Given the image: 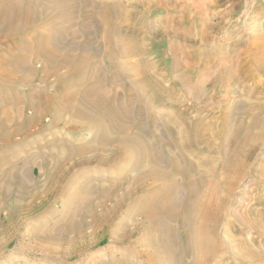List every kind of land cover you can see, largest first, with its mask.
Segmentation results:
<instances>
[{"label": "rangeland", "instance_id": "1", "mask_svg": "<svg viewBox=\"0 0 264 264\" xmlns=\"http://www.w3.org/2000/svg\"><path fill=\"white\" fill-rule=\"evenodd\" d=\"M3 1L0 0V4L9 2L8 5L20 12H15L17 17L10 19L12 11L6 23L0 17V264H145L139 257L141 253L149 252L142 240L139 226L143 222L141 217L136 215L130 223H124L125 209L130 211L139 205L135 201L137 196L129 201L128 206L122 204L117 207L109 219L95 222L93 216H104L112 209L114 200L124 193L127 183L123 182L107 198L94 189L100 187L99 182L105 178L123 177L128 161L136 162L144 158L145 162H154L158 155L155 162H171L174 157L178 162L201 163L203 170L210 171L214 168L213 163L225 162L241 147L245 134L257 132L248 128V124L255 114L250 106L258 100L264 101V70H258L252 62L255 56L253 41L257 34L264 33V0H62L70 3H67L68 6L63 3L65 8L60 0ZM101 6L105 7V12ZM31 7L35 9V15L26 27L24 14ZM53 12L58 15L54 16ZM69 14H73V17H69ZM49 16L53 18L49 19ZM17 25H20L19 28ZM8 30L21 32L4 35ZM103 32H106L105 36ZM21 37L27 39L22 40ZM35 37L40 39L37 41ZM42 38L44 41L41 45ZM18 43L28 44L32 49L23 50L28 47ZM36 43H40L39 48L48 45L53 52L41 47V53H37L39 48ZM126 45H130L129 48ZM43 49L47 51V56ZM70 55L78 60L85 57L89 61L84 59L85 70L84 67L81 70L78 68L76 74L61 83V77L70 71L67 63H64ZM88 65L92 67L88 68ZM246 65H253V70ZM73 79L76 80L71 81ZM95 87L110 95L107 96L110 99L106 106L115 109H112L115 115L104 116L105 126L101 127L88 125L82 118L84 113L91 118H101L91 105L85 103L86 99L81 94ZM71 89L77 91H69ZM63 92L73 93L77 99L72 100L73 110L68 107L67 111L58 115L64 106L60 102L66 96ZM259 93L261 98L256 100ZM21 96L25 99L22 100ZM47 100L52 102L53 109L42 112L41 118L28 131L31 135L25 139L16 136L12 138L14 142L11 140V143L3 144L2 126L7 124L11 128L15 122L22 123L35 117ZM119 110L122 119L117 115ZM142 111L145 113L142 114ZM55 112L58 120L55 119ZM77 114L82 115V121H79ZM224 114L229 116V122L227 127L222 128L220 120ZM197 119L200 124L209 127L203 134L212 143H195L196 133L192 129L200 127ZM156 122H160V126ZM165 125L169 130L167 134ZM176 131L184 133L180 135L183 139L177 136ZM103 135L108 138L105 146H101L100 138ZM166 139L180 140L181 143L175 147ZM261 143L263 145L260 144L245 162H255L256 167L264 164V137ZM178 152L181 153L178 155ZM181 155L184 157L179 159ZM102 157L106 161L102 162ZM135 172L133 170L127 175L134 179L137 175ZM254 177L260 176L256 173ZM252 178L248 174L244 179L241 190L237 191L240 199L236 196L238 201L234 202L237 205L232 206L233 210H245L249 196L259 193L256 190L251 192ZM102 184L108 185L105 181ZM245 194L248 197L244 199ZM67 223L71 226L67 227ZM172 225L179 243L180 228L176 222ZM234 225L231 230L234 239H244L250 247L253 246L250 241L254 240L256 244L253 247L261 250L259 236H250L249 230L237 222ZM125 226L128 230H125ZM231 245L234 246V243ZM184 263H188L187 259ZM224 263L235 264L230 257Z\"/></svg>", "mask_w": 264, "mask_h": 264}, {"label": "bare ground", "instance_id": "2", "mask_svg": "<svg viewBox=\"0 0 264 264\" xmlns=\"http://www.w3.org/2000/svg\"><path fill=\"white\" fill-rule=\"evenodd\" d=\"M3 1V0H2ZM15 1V0H13ZM12 1V3H13ZM54 1V0H53ZM62 2V0H60ZM70 1V0H69ZM76 1V0H75ZM83 1V0H82ZM4 2V1H3ZM56 2V1H55ZM65 1L62 2V4ZM74 2V1H71ZM80 2V1H79ZM17 3V1L15 2ZM43 3V2H42ZM53 3V2H52ZM68 2L64 3L67 4ZM128 3V2H127ZM9 4V2H8ZM8 4H0V17L3 18L4 22H9V17L10 14L13 12V16L10 17V19L12 17H17L15 11L12 6L8 5ZM23 5V2L21 3ZM31 4V3H30ZM41 4V2H40ZM48 4V3H47ZM59 4V3H58ZM63 4V6H64ZM70 4V3H68ZM67 4V6H68ZM73 4V3H72ZM99 4V3H98ZM25 5V3H24ZM27 5V4H26ZM34 5V4H33ZM54 5V4H53ZM57 5V3L55 4ZM61 5V4H60ZM58 5V6H60ZM74 5V4H73ZM28 6V5H27ZM31 6V5H30ZM62 6V5H61ZM60 6V7H61ZM62 6V7H63ZM95 6V5H94ZM19 7V6H18ZM33 7V6H32ZM31 7V8H32ZM52 7V6H51ZM66 7V5L64 6V8ZM70 7V6H69ZM68 7V8H69ZM76 7V6H75ZM102 7V6H101ZM123 7V6H122ZM29 9L28 11H26V13L24 14L25 16V25L26 27H28L30 24V20L33 17V15H35L33 9ZM38 8V7H37ZM44 7H42L43 9ZM48 8V6H47ZM59 8V7H58ZM104 8V12H105V7H102V9ZM54 9V8H53ZM22 10V9H21ZM35 10V9H34ZM59 10H61L59 8ZM73 10V8H72ZM91 10V9H90ZM101 10V9H100ZM118 10V9H117ZM44 11V9L42 10ZM51 11V9H50ZM102 11V10H101ZM20 12V11H19ZM18 12V14H19ZM113 12V11H112ZM111 12V13H112ZM122 12V11H121ZM47 13V12H46ZM51 15V12H49ZM54 13V12H53ZM60 13H62L60 11ZM66 13V11L64 12V14ZM108 13V12H107ZM57 14V12H56ZM56 14L54 13V16H56ZM63 14V15H64ZM68 14V12H67ZM71 14V13H70ZM69 14V15H70ZM58 15V14H57ZM62 15V14H60ZM59 15V16H60ZM66 15V14H65ZM73 15V14H72ZM72 15H70L69 17H73ZM128 15V14H127ZM19 16V15H18ZM38 16V15H37ZM48 16V14L46 15ZM67 16V15H66ZM85 16V15H84ZM97 16V15H96ZM106 16V15H104ZM20 17V16H19ZM68 17V18H69ZM94 17V16H93ZM41 18V17H40ZM45 18V17H44ZM53 18V17H52ZM49 16V19H52ZM58 19V16L56 17ZM61 18V17H59ZM20 19V18H19ZM38 19V18H37ZM102 19V18H101ZM41 20V19H40ZM56 20V19H55ZM59 20V19H58ZM62 20V19H61ZM60 20V21H61ZM100 20V19H99ZM136 20V19H135ZM16 21V20H15ZM65 21V17L64 20ZM70 23H71V18H70ZM96 21V20H95ZM102 21V20H101ZM130 21V20H129ZM128 21V22H129ZM38 22V20H37ZM36 22V23H37ZM56 22V21H55ZM99 22V21H98ZM104 22V20L102 21ZM20 23V22H19ZM35 23V24H36ZM66 23V22H65ZM106 23V22H105ZM124 23V22H123ZM127 23V22H126ZM10 24V23H9ZM12 24V23H11ZM29 24V25H28ZM91 24V23H90ZM120 24V23H117ZM15 25V24H14ZM70 25V24H69ZM98 25V24H97ZM103 25V24H102ZM105 25V24H104ZM11 26V25H10ZM20 25H17V27ZM68 26V25H67ZM66 26V27H67ZM35 27V26H34ZM64 27V26H63ZM62 27V29H63ZM116 27V26H115ZM11 28V27H10ZM8 28V29H10ZM19 28V27H18ZM18 28L15 27V29L18 30ZM30 28V27H29ZM32 28V27H31ZM98 28V27H97ZM106 28V27H105ZM119 27H117L118 29ZM21 29V28H20ZM24 29V28H23ZM27 29V28H26ZM103 29V28H102ZM1 31V30H0ZM15 31V30H14ZM39 32V30H37ZM41 31V30H40ZM60 31V30H59ZM63 31V30H62ZM84 31V30H83ZM106 31V30H105ZM119 31V30H118ZM21 32V31H16V33ZM26 32V31H25ZM30 32V31H28ZM35 32V31H34ZM85 32V31H84ZM108 32V31H107ZM117 32V30H116ZM15 33V32H14ZM13 31L8 30L4 35L7 34H13ZM15 33V34H16ZM70 33V32H69ZM104 33V32H103ZM106 33V32H105ZM105 33L103 34L105 36ZM28 34V33H27ZM71 34V33H70ZM31 35V34H30ZM9 36V35H8ZM42 36V35H41ZM32 37V36H31ZM30 37V38H31ZM45 37V36H42ZM107 37V36H106ZM249 37V36H248ZM22 38V37H21ZM24 38V37H23ZM22 38V40H23ZM28 38V36H27ZM26 38V39H27ZM36 38V37H35ZM108 38V37H107ZM106 38V39H107ZM25 39V38H24ZM25 39V40H26ZM33 39V38H32ZM38 38H36L35 40H37ZM40 39V38H39ZM38 39V40H39ZM55 39V38H54ZM105 39V40H106ZM20 40V39H19ZM24 40V41H25ZM37 40V41H38ZM49 40V38H48ZM52 40V39H51ZM104 40V41H105ZM29 41V40H28ZM44 41L43 38L41 40V42ZM46 41V40H45ZM21 42V40H20ZM28 44H32L29 43L27 41H25ZM24 42V43H25ZM40 42V43H41ZM47 42V41H46ZM51 42V41H48ZM86 42V41H85ZM106 42V41H105ZM122 42V41H120ZM254 45H253V49L255 51V56L253 59V63L254 66H256L258 68V70H264V33L263 35L257 34L255 37V40L253 41ZM19 44L21 45H25V44ZM39 43V44H40ZM73 43H75V41H73ZM71 43V44H73ZM28 44H26L25 46H27ZM39 44L36 43L37 48H39ZM43 44V42L41 43V45ZM50 44V43H49ZM92 44V43H91ZM18 45V46H19ZM40 45V46H41ZM125 45V44H123ZM19 46V47H20ZM30 46V45H29ZM29 46H27L28 48L23 50H30L32 48H30ZM33 47V45H31ZM34 45V47H36ZM121 46V45H120ZM127 46V45H126ZM130 46V45H128ZM127 46V47H128ZM48 48L47 46H41ZM40 47V48H41ZM74 47V46H71ZM126 47V48H127ZM16 48V47H14ZM22 48V47H21ZM40 48L38 50H35L41 53ZM41 48V49H42ZM86 48V47H85ZM84 48V49H85ZM123 48V46H122ZM129 48V47H128ZM131 48V47H130ZM252 48V47H251ZM69 49V48H68ZM67 49V50H68ZM21 50V52L23 51ZM44 50V54L47 52H45ZM48 51L49 48L47 49ZM70 50V49H69ZM73 51V50H71ZM53 52V51H50ZM130 52H132L130 50ZM252 52V53H253ZM31 53V52H30ZM35 53V52H34ZM39 53V54H40ZM49 53V52H48ZM71 53V52H70ZM52 54V53H50ZM54 54V53H53ZM53 57L57 58L55 55H53ZM84 54V53H83ZM81 54V55H83ZM86 54V53H85ZM131 54V53H130ZM134 54V51H133ZM46 55V54H45ZM57 55V54H56ZM67 55V54H66ZM76 56V54H74ZM73 55V56H74ZM89 55V54H88ZM88 55H85L86 57ZM112 55V54H111ZM47 56V55H46ZM45 56V58H47ZM58 56V55H57ZM71 56V55H70ZM68 57L66 59V61H64V63L66 64V66L70 68V71L67 72L63 77H61V83L65 81V79L71 78L73 76V74L77 73L75 72L76 70H79L80 68L84 67L83 70H85V63L87 58L84 57V60L82 57L81 59H77L76 57ZM122 56V55H121ZM125 56V55H124ZM253 56V55H252ZM15 57V56H13ZM21 57V56H20ZM60 57V56H59ZM17 58V57H16ZM15 58V59H16ZM19 58V57H18ZM25 58V56H24ZM23 58V60H24ZM15 59L13 61H15ZM20 59V58H19ZM22 59V57H21ZM52 59V58H51ZM54 59V58H53ZM18 60V59H17ZM17 60L15 63H17ZM46 60V59H45ZM50 60V58H49ZM49 60H47L46 62H48ZM119 60V59H118ZM22 61V60H21ZM26 61V60H25ZM54 61V60H53ZM58 61V60H57ZM81 61V62H80ZM113 61V60H111ZM110 61V62H111ZM120 61V60H119ZM250 61V60H249ZM10 62V61H9ZM51 62V61H50ZM56 61H54L55 63ZM85 62V63H84ZM122 62H124L122 60ZM61 63H63L61 61ZM63 63V64H64ZM125 63V62H124ZM88 64V63H87ZM114 64V62H113ZM21 65V64H20ZM50 65V64H49ZM119 65H121V62L119 63ZM131 65V64H130ZM249 65V63H248ZM52 66V65H51ZM48 67V68H51ZM56 66V65H55ZM92 67V65H90ZM90 66L88 65L87 67L90 68ZM106 66V65H105ZM114 66V65H113ZM247 66V65H246ZM253 66V65H251ZM251 66H247L250 67ZM63 67V66H62ZM65 67V66H64ZM104 67V66H103ZM124 67V66H123ZM15 68V67H14ZM17 68V66H16ZM15 68V69H16ZM54 68V67H53ZM79 68V69H78ZM14 69V70H15ZM60 69V68H59ZM64 69V68H63ZM68 69V68H67ZM10 70V69H9ZM62 70V69H61ZM69 70V69H68ZM81 70V69H80ZM110 70V69H109ZM253 70V69H252ZM257 70V72H258ZM115 71V70H114ZM255 71V69H254ZM31 72V70H30ZM60 72V71H59ZM84 72V71H83ZM89 72V71H88ZM111 72V71H110ZM116 72V71H115ZM26 73H29L28 71ZM48 72H46L47 74ZM62 73V72H61ZM111 73H114L113 71ZM251 73V72H250ZM51 74V72H50ZM55 74V73H54ZM60 74V73H59ZM82 74V73H81ZM87 74V71L86 73ZM89 74V73H88ZM87 74V75H88ZM104 74V73H103ZM134 74V73H133ZM137 74V73H136ZM11 75V73H10ZM86 75V76H87ZM118 75V74H117ZM135 75V74H134ZM138 75V74H137ZM136 75V76H137ZM140 75V74H139ZM4 76V75H2ZM14 76V75H13ZM62 76V74L60 75ZM85 76V75H83ZM85 76V77H86ZM98 76V75H97ZM232 76V75H231ZM80 77V76H79ZM11 79V77H9ZM16 78V77H15ZM58 78V77H57ZM99 78V77H98ZM104 78L105 75H104ZM116 78V77H115ZM28 79V77H27ZM78 79V78H77ZM90 79V77H89ZM67 80V81H68ZM76 80V79H75ZM74 79L71 81H75ZM80 80V79H79ZM87 80V79H86ZM95 80V79H94ZM102 80V79H101ZM231 80V79H230ZM13 81V80H12ZM24 81V80H23ZM28 81V80H27ZM90 81V80H89ZM105 81V80H104ZM8 82V81H7ZM69 82V81H68ZM78 82V81H76ZM84 82V81H82ZM95 82V81H94ZM98 81H96L95 83H97ZM1 83V82H0ZM14 83V82H13ZM12 83V84H13ZM67 83V82H66ZM71 83V82H69ZM75 83V82H73ZM106 83V82H104ZM26 84V83H25ZM72 84V83H71ZM82 83L80 82V86ZM91 84V81H90ZM94 84V83H93ZM107 85V84H106ZM65 86V85H64ZM73 86V85H72ZM257 86V85H256ZM7 87V86H6ZM61 87V84H60ZM68 87V85H67ZM66 87V88H67ZM71 87V86H70ZM85 87V86H84ZM89 87V86H87ZM86 87V88H87ZM98 87V86H97ZM113 87V86H112ZM5 88V87H4ZM63 88V87H62ZM72 88V87H71ZM76 88V87H75ZM99 88V87H98ZM82 90V88H80ZM78 89V90H80ZM100 89V88H99ZM96 87L92 88V90H87V91H82L81 94L82 96L85 97V103H87V105H91V107H93L101 116V118L99 119H95V118H91V116H87L85 113L83 114L84 116H82V118L85 120V122L89 124H93V125H98V126H105L104 124V116H107L108 114H114L112 113V109L109 108V106L107 104V102L109 101L108 97H110V95H106L102 90H99ZM256 89V88H255ZM8 90V89H7ZM35 91V90H34ZM67 91V90H65ZM69 91H77V89L75 90H69ZM68 91V92H69ZM114 92V91H113ZM258 92V90H257ZM40 93V92H39ZM65 94V92H63ZM72 93V92H71ZM110 94V92H108ZM252 93V92H251ZM77 94V93H76ZM80 94V95H81ZM263 94V93H262ZM18 95V94H16ZM66 95V96H65ZM65 99L62 100L60 102L63 103L64 106H62V109L59 107V109H61L58 113V115H61L63 113V111H67L68 107H73V97L75 96V94H65ZM10 96V95H9ZM38 96V95H37ZM113 96V95H112ZM111 96V97H112ZM140 96V95H139ZM261 94L259 93V95H257V99H260ZM8 97V96H7ZM17 97V96H16ZM45 97V96H44ZM54 97V96H53ZM51 97V98H53ZM62 97V96H60ZM91 97V98H90ZM116 97V96H115ZM14 98V97H13ZM21 99L23 98L22 96L20 97ZM30 98V97H29ZM39 98V97H38ZM20 99V100H21ZM25 99V98H23ZM22 99V100H23ZM28 99V98H27ZM77 99V98H76ZM75 99V100H76ZM133 99V98H132ZM139 101V98H137ZM264 99V98H263ZM32 100V99H31ZM30 100V101H31ZM74 100V101H75ZM143 100V98H142ZM40 101V100H39ZM77 101V100H76ZM80 101V100H79ZM83 101V100H82ZM81 101V102H82ZM131 101V100H130ZM135 101H137L135 99ZM137 101V102H138ZM144 101V100H143ZM262 100H258L256 101L252 106H250V109L255 113L253 118L251 119V122L248 124V128H251L252 130L255 129L257 130V132L253 133H247L244 135L243 138V142L242 145H240L241 147L237 150L236 152H234L232 155H230L227 160L225 162H216L215 165L213 163L214 168L212 167V169L205 171L206 169L203 170V167L196 163V162H178L176 160V158L173 157L171 162H158V160H156L157 162H155V159H157V156L154 159V162H145L144 158L141 160H136V162H127L128 165L125 166V164H123L125 166V174L124 176H118V177H110V178H105L103 179L101 182V185L98 184V186L100 187H95L94 190H97L99 192V194L101 196H103L104 198H107V196L109 194H113L114 192H116V190L118 189V187H120V185L125 182L127 183V188L124 191V193L119 196V198H116L114 200V206L112 207V209L108 210L105 215H100V216H93V221L97 222L99 220H103L106 218H110L113 216L114 214V210L121 206L122 204L127 205L130 203L129 201L133 198L134 200V196H137V198L135 197V201L136 203H138L139 205H137L136 208H134L133 210H128L125 209L124 212V223L128 222L130 223L131 219L138 215L141 217L142 219V224H139L140 226V230L142 232V240H143V244L145 245V247L148 249V253H141L139 255L140 259L144 261L145 264H186L184 263V261L187 259L188 263L187 264H227L224 263L225 259L227 257H230L235 264H264V177H263V172H264V164L256 167L255 162H253L252 164L245 162V160L249 157H252L253 154L255 153V151L260 147V144L263 145L262 140L264 137V101L261 102ZM21 102V101H19ZM113 102L115 103V101L113 100ZM249 102V101H248ZM18 103V101H17ZM24 103V102H23ZM29 103V102H28ZM27 103V104H28ZM112 103V102H111ZM127 103V102H126ZM132 103V102H131ZM14 104H16L14 102ZM67 104V105H66ZM76 104V103H75ZM74 104V105H75ZM83 104V103H82ZM81 104V105H82ZM36 106V104H34ZM52 102L50 100H47L44 104V107L42 108V110L37 111L36 112V116L35 117H31L28 119H25L22 123H14L13 127H9L7 124H2L3 126V135H2V141L3 144H8L11 143L13 140V137L16 136H23V138L30 136L31 134H28V131L30 128H32L33 126H35V124L37 123L38 118L40 117L41 114H43V111L46 110H50L49 108H51L52 106ZM62 105V104H60ZM78 105V104H77ZM76 105V106H77ZM80 105V104H79ZM118 105V103H117ZM111 106V105H110ZM115 106V105H114ZM112 106V107H114ZM148 106V105H147ZM19 107V106H18ZM30 107H32V104L30 105ZM39 107V106H38ZM120 107V105H119ZM124 107V106H123ZM153 107V106H152ZM249 107V106H248ZM11 108V107H10ZM69 108V110H70ZM84 108V107H83ZM128 108V107H127ZM53 109V108H51ZM73 110V108H71ZM141 109V108H139ZM249 109V111H250ZM19 110V109H18ZM33 110V109H32ZM37 110V109H36ZM71 110V111H72ZM115 109H113L114 111ZM150 110V108H149ZM22 111V110H21ZM55 111V110H54ZM95 111V112H96ZM117 111V109H116ZM143 111H145V109H143ZM142 111V114H144L145 112ZM148 111V109H147ZM153 111V110H152ZM4 112V111H3ZM50 112V111H48ZM70 112V111H69ZM94 112V111H93ZM122 112V110H121ZM141 112V110H140ZM57 112H55L56 114ZM92 113V112H91ZM118 113V112H117ZM126 113V112H125ZM148 113V112H147ZM5 114V113H4ZM3 114V115H4ZM52 114V113H51ZM54 114V115H55ZM66 114V113H65ZM79 114V112H78ZM77 114L78 118L80 117ZM81 114V113H80ZM120 110H119V114H117L118 116L120 115ZM123 114V113H122ZM128 114V113H127ZM64 115V114H63ZM75 115V114H74ZM97 115V114H96ZM115 115V114H114ZM116 115V116H117ZM149 115V114H148ZM5 116V115H4ZM33 116V115H32ZM115 116V117H116ZM118 116L116 118H118ZM125 116V115H124ZM145 116V115H144ZM11 117V116H10ZM65 117V116H64ZM76 117V115H75ZM121 118V116H119ZM229 117L228 115L224 116L222 115L221 120H220V124L222 125V128H224L227 125V122H229ZM8 118V117H7ZM21 120H23V116H21ZM41 118V117H40ZM110 118V117H109ZM113 118V117H112ZM127 118V117H126ZM149 118V117H148ZM146 118V120L148 119ZM151 118V117H150ZM9 119V118H8ZM8 119H6L7 121H9ZM55 119L58 120V116L56 114ZM114 119V118H113ZM122 119V118H121ZM130 119V118H129ZM156 119V118H155ZM199 119V118H198ZM197 119V120H198ZM17 120V119H16ZM78 120V119H77ZM83 120V121H84ZM108 120V119H107ZM116 120V119H115ZM119 120V119H118ZM125 120V119H123ZM128 120V118H127ZM126 120V121H127ZM197 120H195L194 122H196ZM19 121V119H18ZM60 121V119H59ZM64 120H62L63 122ZM68 121V120H67ZM79 121H82L81 117L79 118ZM122 121V120H121ZM141 121V120H140ZM216 121V120H215ZM56 122V121H55ZM116 124H118V121H115ZM124 122V121H122ZM202 122V121H201ZM8 123V122H7ZM13 123V121H12ZM11 123V124H12ZM57 123V122H56ZM80 123V122H79ZM140 123V122H139ZM158 123V125L160 126V122H156ZM162 123V122H161ZM200 124V121L198 120V122ZM1 124V123H0ZM10 125V123H8ZM69 124V123H68ZM111 124V123H110ZM121 124V123H120ZM128 124V121H127ZM165 124V123H164ZM192 124V121H191ZM198 124V126H199ZM211 124V123H210ZM84 125V124H82ZM92 125V126H93ZM108 125V124H107ZM119 125V124H118ZM132 125V124H131ZM179 125V124H177ZM206 124H200V127H198L197 125V130L192 129L193 131H195L196 133V142L195 143H202V142H207L206 145H208L211 142V139L206 137L203 132L207 131L209 129V127L203 126ZM79 126V125H78ZM77 126V127H78ZM110 126V125H109ZM120 126V125H119ZM122 126V124H121ZM124 126V124H123ZM122 126V127H123ZM157 126V125H156ZM163 126V125H162ZM10 129H7V128ZM71 127V126H70ZM73 127V126H72ZM127 127V126H126ZM155 127V126H154ZM165 127V132L166 134L168 133L169 130H167L166 125ZM227 127V126H226ZM241 127V126H240ZM247 127V126H246ZM76 128V127H75ZM117 128V127H115ZM105 129V127H104ZM120 129V127H119ZM126 129V128H125ZM128 129V128H127ZM176 129V128H173ZM172 129V130H173ZM202 129H205L203 131H201ZM226 129V128H225ZM106 130V129H105ZM116 130V129H115ZM118 130V128H117ZM157 130V129H156ZM239 130V129H238ZM180 131V129H179ZM224 131V130H223ZM114 132V131H113ZM120 132V130H119ZM139 132V131H138ZM164 132V133H165ZM177 132V131H176ZM175 132V133H176ZM238 132V131H237ZM248 132V131H247ZM96 133V132H95ZM143 133V132H142ZM141 133V136H143V134ZM157 133V132H156ZM173 133V132H172ZM178 133V137H180L179 132ZM94 134V133H93ZM103 134V133H102ZM140 134V132H139ZM138 134V135H139ZM147 134V133H146ZM159 134V133H158ZM100 135V134H99ZM137 135V134H136ZM156 135V134H155ZM160 135V134H159ZM95 136V135H93ZM122 136V135H121ZM174 136V135H173ZM205 136V137H204ZM237 136V135H236ZM67 137V136H66ZM147 136H145L146 138ZM155 137V136H154ZM166 137V136H165ZM24 138V139H25ZM96 138V137H95ZM107 137H105L104 135L100 138L101 139V146H105L108 141L106 139ZM144 138V137H143ZM169 138V137H167ZM182 138V137H180ZM149 139V137H148ZM147 139V140H148ZM171 139V137H170ZM166 141L169 143H171L172 145H175V147L181 143V141H176V140H170ZM183 139V138H182ZM181 139V140H182ZM12 140V141H11ZM147 140H143L144 142H146ZM213 140V139H212ZM65 141V140H63ZM110 141V140H109ZM132 141V140H131ZM162 141V140H161ZM184 140H182L183 142ZM189 141V140H188ZM193 141V140H192ZM14 142V141H13ZM56 142V141H55ZM151 142V141H150ZM166 142V143H167ZM190 142V141H189ZM148 143V142H147ZM155 143V142H153ZM160 143V142H159ZM184 143V142H183ZM212 143V142H211ZM130 144V143H129ZM142 144V143H141ZM150 144V143H148ZM163 144V143H162ZM165 144V143H164ZM185 144V143H184ZM190 144V143H189ZM192 144V143H191ZM51 145V143H50ZM62 145V144H61ZM131 145V144H130ZM129 145V146H130ZM145 145V143L143 144ZM151 145V144H150ZM171 145V146H172ZM121 146V145H120ZM126 146V145H125ZM128 146V147H129ZM147 146V145H146ZM179 146V145H178ZM191 146V145H190ZM173 147V146H172ZM210 147V146H209ZM102 148V147H101ZM155 149H157V147H153ZM153 148H151V150H153ZM178 148V147H177ZM185 148V147H184ZM87 149V148H86ZM104 149V148H103ZM120 149V148H119ZM150 149V148H149ZM261 149V148H260ZM118 150V149H117ZM129 150V149H128ZM84 151V150H83ZM104 151V150H103ZM111 152V151H110ZM105 153V151H104ZM152 154V152H150ZM154 153V151H153ZM181 152H178V155ZM107 154V153H106ZM158 154V153H156ZM112 155V154H111ZM62 156V155H60ZM264 156V155H263ZM110 157V156H109ZM143 157V156H142ZM179 157V156H178ZM184 157V156H183ZM182 155L181 157H179V159L183 158ZM65 158V157H64ZM237 158L239 159L237 161ZM59 159V158H58ZM108 159V158H107ZM161 159V158H160ZM121 160V159H120ZM128 160V159H127ZM185 160V159H184ZM102 162L106 161V159H104L102 157ZM108 161V160H107ZM72 162V161H71ZM125 163V162H123ZM208 164L211 162H202V164ZM259 163V162H258ZM257 163V164H258ZM114 164V163H113ZM255 164V165H254ZM260 164V163H259ZM14 165V164H13ZM209 165V164H208ZM212 166V164H210ZM57 166V165H56ZM63 166V165H62ZM65 166V165H64ZM206 165H204L205 167ZM258 166V165H257ZM59 167V166H58ZM10 168V167H9ZM16 168V167H15ZM124 168V167H123ZM206 168V167H205ZM6 169V168H5ZM12 169V168H11ZM57 169V168H56ZM64 169V168H63ZM7 170V169H6ZM137 172V175L134 179L130 178L127 174L128 172L131 173L132 171ZM24 171V170H23ZM121 171V170H120ZM131 171V172H130ZM22 172V171H21ZM135 172V174H136ZM259 174V178H255L257 176L254 177V174ZM59 174V173H58ZM250 174L253 178V186L251 185V192H253L254 190L259 191V193H255V195H252L251 197L249 196L248 199L249 202H246V206H245V210H241L238 211L233 210L232 206L235 204L234 202L238 201V199L236 200V196L239 197V195H237V191H240L241 186L243 184L244 179L247 177V175ZM96 175V174H95ZM131 175V174H130ZM116 176V175H115ZM249 178V177H248ZM35 179V178H34ZM89 179V178H88ZM107 182L108 185H103L102 182ZM12 182V181H11ZM251 182V181H250ZM51 185V184H50ZM59 185V184H56ZM245 186V185H244ZM22 189V188H21ZM47 189V188H46ZM24 190V189H23ZM22 190V191H23ZM80 190V189H79ZM74 191V190H73ZM85 191V190H84ZM93 191V190H92ZM87 192V191H86ZM85 192V193H86ZM75 194V192H73ZM83 193V195L85 194ZM241 193V192H240ZM263 193V194H262ZM140 194V195H139ZM139 195V196H138ZM241 195V194H240ZM98 196V195H97ZM116 196V195H115ZM245 196H247V194L244 195V199ZM82 197V196H81ZM243 197V196H242ZM248 197V196H247ZM240 199V197H239ZM243 199V198H242ZM83 200V199H82ZM87 200V199H85ZM247 200V199H246ZM107 201V200H106ZM245 201V200H244ZM101 202V201H100ZM104 202V201H103ZM88 203V202H87ZM240 203H242L240 201ZM13 204V203H12ZM83 204V203H82ZM105 204V203H104ZM243 204V203H242ZM80 205V204H79ZM237 205V204H235ZM93 206V205H91ZM111 207V206H110ZM90 208V206H89ZM88 208V209H89ZM129 208V207H128ZM238 208V207H237ZM79 211V210H78ZM83 211V210H82ZM87 211V210H85ZM91 211V210H89ZM106 211V210H105ZM240 212V213H239ZM62 213V212H61ZM67 214V213H66ZM69 214V211H68ZM120 214V213H119ZM99 215V213L97 214ZM250 216L249 218L247 216ZM86 216V215H85ZM69 217V216H68ZM69 220V219H68ZM111 220V219H110ZM109 220V221H110ZM233 222H231V221ZM240 222H239V221ZM66 222V221H65ZM101 222V221H100ZM107 222V220H106ZM177 223L179 226V233L181 235L180 239L181 241L178 243L177 239H176V230L173 227V223ZM235 222L239 223V225H242L243 227H245L246 229L249 230L250 232V236H253L255 234L256 237H260V248L261 250H257L256 248H254L253 246H255L254 244L255 241L252 240L250 242H252V247L248 246L247 242L244 241V239H234L232 237L231 234V230L232 228L235 227ZM15 223V222H14ZM70 223V222H69ZM79 223V222H78ZM94 223V222H93ZM99 223V222H98ZM241 223V224H240ZM101 224V223H100ZM104 224V223H103ZM67 227L69 225V227L71 226L70 224H66ZM97 225V223H96ZM102 225V224H101ZM106 225V224H104ZM100 226V225H99ZM98 226V227H99ZM97 227V226H96ZM124 227V226H123ZM126 228V226H125ZM121 230V229H120ZM125 230H128L127 228ZM239 231V230H238ZM118 232V231H117ZM122 232V231H121ZM51 233V232H50ZM49 233V234H50ZM111 233V232H110ZM113 233V232H112ZM128 233V232H127ZM138 233V232H137ZM115 234V233H114ZM117 234V233H116ZM122 234V233H121ZM249 234V233H248ZM40 235V233H39ZM112 235V234H110ZM179 235V236H180ZM128 236V235H127ZM115 237V236H114ZM113 237V238H114ZM237 238V237H236ZM242 238V237H241ZM10 239V238H9ZM36 239V238H35ZM53 239V238H52ZM58 239V238H57ZM115 239V238H114ZM246 239V238H245ZM119 240V239H118ZM51 241V240H50ZM117 241V240H116ZM49 242V241H48ZM54 242V241H53ZM115 243V242H114ZM119 244H121L120 242H118ZM234 243V246H232L231 244ZM259 248V247H258ZM48 249V248H47ZM49 255V254H48ZM55 256V255H54ZM53 256V257H54ZM57 256V255H56ZM227 262V261H226ZM141 263V262H140ZM139 263V264H140ZM229 264V263H228Z\"/></svg>", "mask_w": 264, "mask_h": 264}]
</instances>
